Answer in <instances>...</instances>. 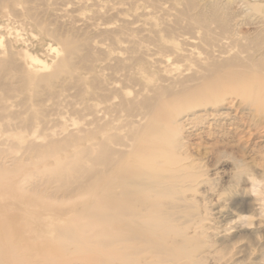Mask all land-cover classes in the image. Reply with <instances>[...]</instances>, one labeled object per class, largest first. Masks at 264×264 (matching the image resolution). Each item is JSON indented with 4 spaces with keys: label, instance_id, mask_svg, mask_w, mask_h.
Instances as JSON below:
<instances>
[{
    "label": "rangeland",
    "instance_id": "obj_1",
    "mask_svg": "<svg viewBox=\"0 0 264 264\" xmlns=\"http://www.w3.org/2000/svg\"><path fill=\"white\" fill-rule=\"evenodd\" d=\"M231 58L239 59L232 73L241 86L264 74V0H0V172L19 174L1 179L0 258L52 239V227L37 228L24 215V197L37 185L51 200L58 183L44 166L70 160L87 144L88 127L107 126L97 140L122 134L114 127L144 113L133 103L193 75L207 59ZM254 62L262 68L249 66ZM219 94L223 99L196 108L165 100L151 115L165 136L180 141V149L165 150L183 159L190 176L175 207L163 211L174 214L168 223L183 231L195 264H264V113L243 105L244 95ZM252 105L264 110V101ZM53 140L66 144L38 160ZM12 176H27L21 200L15 181L6 193ZM61 198L58 192L53 199Z\"/></svg>",
    "mask_w": 264,
    "mask_h": 264
},
{
    "label": "bare ground",
    "instance_id": "obj_2",
    "mask_svg": "<svg viewBox=\"0 0 264 264\" xmlns=\"http://www.w3.org/2000/svg\"><path fill=\"white\" fill-rule=\"evenodd\" d=\"M67 40L69 41V39ZM31 59L34 62H40L36 58L31 57ZM238 61L237 58L223 61L207 59L193 75L188 77L186 75L169 87L157 89L152 97L145 96L135 104L133 103L132 106L135 109H143L144 111V113L141 112L135 116H140L138 120L125 121L121 126L117 125L118 127L110 124V127L122 129L124 131L122 134L116 131L115 133L107 132L104 137L97 140L95 137L97 132L104 134L103 128L107 126H100L99 124L93 128L88 127L86 130L87 144L80 149L78 148L75 153L73 152L71 158L69 157L70 160L55 159L56 165L47 169L43 165L42 173L44 172L46 175V171L47 177L49 175L53 181L47 180L55 181L58 184L48 193V197H52L49 202L43 200L42 194L37 192V185L28 187L31 193L24 197L26 205L23 204L26 208L24 215H32L33 226L39 228L38 226L42 223L43 227H52L49 232L55 234L50 241L37 243L36 248L25 245L26 248L19 250L22 257L15 250V253L5 256L3 259L0 258V264L197 263L199 260H195L193 251H187L188 243L183 236V231L172 226L173 223H168L170 219L174 221L172 216L174 214L165 213L168 209L163 211L166 207H175L176 201L180 199L179 196L183 192L182 183L189 176L186 173V164L183 159L176 157L172 153L173 151L171 154L174 157L171 156L170 158V151H168L169 149L165 150V145L173 144L177 150L182 146L177 139L173 140L165 136L158 129L151 115L160 111L165 100L166 103L169 102L175 106L179 104L182 107H195L200 104L219 101L220 98L223 99V97H219L221 90H227L237 96L244 95L243 105L253 108L254 112L264 113L261 107H252L256 101H264V74L259 78L252 75L251 81L245 82L241 86L236 82L237 78L232 73L233 66H237ZM250 65L254 69L262 68V64L256 62ZM241 79L243 78L241 77ZM165 95L168 96L162 99ZM122 110L130 115L129 107L126 105H123ZM161 114L163 119L165 114ZM92 124L95 125L93 120L89 125ZM13 129L11 131L15 132ZM60 142L62 143V141ZM83 142L85 141L83 140ZM0 143H3L2 140ZM61 143L53 140L46 144L45 150H42V154L38 155V160H46L48 157L57 155L63 148L60 145L66 144ZM27 148L35 151L37 146L30 143ZM35 161L37 160L35 159ZM37 162L35 163L37 164ZM7 169H4L3 173L0 172V187L2 186L1 182H3L1 179L9 173V176L19 175L15 172L17 168L14 170H12L13 168ZM12 172L14 173L11 174ZM26 179L27 176L14 177L11 179V181L13 180L11 183L9 178L7 181L5 179V185L8 186L6 193H9V186L15 181L14 186L12 185L13 191L20 195L21 200L26 193V191L25 193L22 192L24 187L21 184ZM58 192L62 193V202L60 200L55 202L53 199ZM40 211H43L44 218H38ZM169 237L174 242H178L174 243L176 244L175 248L169 247L167 243ZM43 246L49 247V249L46 250Z\"/></svg>",
    "mask_w": 264,
    "mask_h": 264
}]
</instances>
